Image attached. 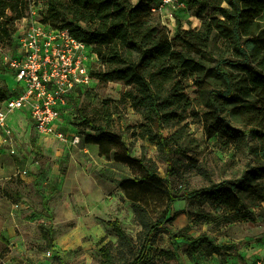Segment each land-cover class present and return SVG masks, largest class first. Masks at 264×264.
Listing matches in <instances>:
<instances>
[{"label": "rangeland", "instance_id": "374dc122", "mask_svg": "<svg viewBox=\"0 0 264 264\" xmlns=\"http://www.w3.org/2000/svg\"><path fill=\"white\" fill-rule=\"evenodd\" d=\"M206 1L215 24L202 55L208 69L206 79H211L219 61L225 60L239 64L237 68L223 65L224 72L253 80L252 95L239 103L241 111L225 108L240 131L238 137L209 138L200 118L172 124L163 133L171 136L178 132L179 141L186 146L182 160L172 170L156 141L140 134L145 119L126 97L131 86L120 80L95 79L71 100L64 116L66 131L78 135L80 143L55 140L25 121L24 129L16 130V153L0 150V264H56L59 259L65 264H106L102 255L106 246L121 262L124 256L119 252L117 232L108 224L111 220H119L140 244L143 228L128 194L140 187L130 185L129 191L122 184L138 179L142 169L117 162L101 154L99 145L86 142V135L93 133L87 120L118 134L133 156L157 169L160 181L151 182L138 195L154 222L166 206L168 191L186 197L173 205L169 217L175 218L154 230L149 264H251L256 256H264V175H254L258 167L264 169V0ZM47 6L44 2V9ZM194 13L195 9L189 8L180 14L179 27H200L201 20ZM15 26L17 23L10 30ZM0 47L13 50L11 44ZM96 63L94 69H105L103 63ZM213 82L217 88L225 87L221 80ZM17 86L13 70L0 53V89ZM187 92L199 100L203 114L207 109L201 90L190 81ZM186 155L197 160L203 171L191 168ZM245 174L249 176L245 184L251 188L239 189L243 207L238 209L189 195L212 182ZM44 197L52 217L43 206ZM50 229L53 248L47 239ZM181 229L195 237L206 234L224 247L222 254L201 251L189 255V243L175 236Z\"/></svg>", "mask_w": 264, "mask_h": 264}, {"label": "trees", "instance_id": "16d2710c", "mask_svg": "<svg viewBox=\"0 0 264 264\" xmlns=\"http://www.w3.org/2000/svg\"><path fill=\"white\" fill-rule=\"evenodd\" d=\"M33 0H0V44H11L15 47L13 34L15 23L27 15ZM37 4L47 2L45 20L54 27L68 28L79 40L93 45L98 54L99 63L105 69L92 71L99 81L120 80L131 86L126 97L132 106L145 119L140 126V134L155 140L162 158L169 163L172 170L175 164L182 160L181 155L186 146L181 143L177 133L166 136L163 130L189 117L200 118L207 137L226 136L234 140L240 131L230 121V115L225 108L240 110L239 103L252 95L253 80L244 78L234 72H224L223 65L229 64L237 68L238 62L220 60L211 79H206L207 67L202 57L207 51L213 30L214 18L209 3L206 0H188V9H195V15L201 20V26L185 29L177 26L172 32L162 24L159 15L152 10L153 0H35ZM187 9V10H188ZM186 10V11H187ZM183 14V13H181ZM180 16V15H179ZM179 19V18H178ZM103 48H108L103 51ZM243 78V79H242ZM224 82L225 87L217 88L215 80ZM193 85L201 90V100L205 101L206 111L201 113L199 100L192 99L187 92ZM7 88L0 89V100L9 97ZM203 111V110H202ZM88 124L93 133L86 135V142L100 146L101 154L113 157L117 162L138 165L142 169L136 180L123 182L124 189L129 186H139L140 191L128 193L132 201L136 219L143 228L141 242L135 243L125 231L119 220L108 222L117 232L119 252L124 259L118 262L109 246L102 248L106 264H149L148 248L156 229L175 218L169 217L175 203L185 199L184 194L174 191L167 192V202L160 217L154 222L146 209L140 203L138 195L151 182L160 178L157 169L142 158L132 155L121 137L115 132H109L102 125H96L90 120ZM90 122V123H89ZM179 155V156H175ZM191 168L202 172L203 169L194 158L186 155ZM181 164V163H180ZM264 169H255V176H263ZM248 174L235 180L215 183L189 192L190 197L209 199L213 203L223 204L232 209L243 207L239 189H249L246 185ZM130 191V190H129ZM43 206L50 211L48 200L43 198ZM49 230L47 239L50 247H54ZM176 238L189 243L188 254L195 255L203 251L207 255H221L224 247L215 243L206 234L197 237L190 235L184 229L176 233ZM56 264H65L59 259ZM200 264V263H195Z\"/></svg>", "mask_w": 264, "mask_h": 264}, {"label": "built area", "instance_id": "2783aa9c", "mask_svg": "<svg viewBox=\"0 0 264 264\" xmlns=\"http://www.w3.org/2000/svg\"><path fill=\"white\" fill-rule=\"evenodd\" d=\"M187 1L153 0L152 10L174 32L179 15L188 9ZM45 15L43 3L31 1L27 15L16 22L13 50L0 47L3 62L18 83L0 103V150L14 154L9 116L24 108L37 132L64 143H80L78 135L66 131L64 116L71 100L96 79L92 71L99 57L93 45L77 39L68 28L52 26ZM254 264H264V258H256Z\"/></svg>", "mask_w": 264, "mask_h": 264}, {"label": "crops", "instance_id": "0c3cea01", "mask_svg": "<svg viewBox=\"0 0 264 264\" xmlns=\"http://www.w3.org/2000/svg\"><path fill=\"white\" fill-rule=\"evenodd\" d=\"M14 116L17 117L16 120H13L14 118H12V117H14ZM25 121L28 122L34 128L32 122H31L30 111H29L28 108L17 110V111H15L13 114H11L9 116V123H10V125H11V127H12V129L14 131V135H15V149H17L16 147H17V145L19 143V138H18V135L16 134V130L24 129ZM1 150H6V151H8L10 153V151L8 149H6V148L1 149ZM258 257L264 258V256L258 255L252 260L251 264H254L255 259L258 258Z\"/></svg>", "mask_w": 264, "mask_h": 264}]
</instances>
